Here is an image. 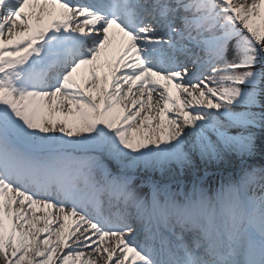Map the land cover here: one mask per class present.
I'll return each instance as SVG.
<instances>
[{
	"label": "snow or ice",
	"instance_id": "obj_1",
	"mask_svg": "<svg viewBox=\"0 0 264 264\" xmlns=\"http://www.w3.org/2000/svg\"><path fill=\"white\" fill-rule=\"evenodd\" d=\"M264 264V0H0V264Z\"/></svg>",
	"mask_w": 264,
	"mask_h": 264
},
{
	"label": "bare ground",
	"instance_id": "obj_2",
	"mask_svg": "<svg viewBox=\"0 0 264 264\" xmlns=\"http://www.w3.org/2000/svg\"><path fill=\"white\" fill-rule=\"evenodd\" d=\"M100 264H102V261L100 262Z\"/></svg>",
	"mask_w": 264,
	"mask_h": 264
}]
</instances>
